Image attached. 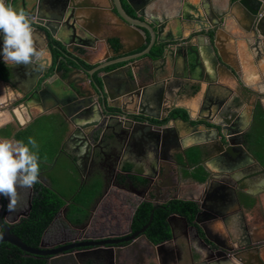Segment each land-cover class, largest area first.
Wrapping results in <instances>:
<instances>
[{"label":"flooded vegetation","instance_id":"flooded-vegetation-1","mask_svg":"<svg viewBox=\"0 0 264 264\" xmlns=\"http://www.w3.org/2000/svg\"><path fill=\"white\" fill-rule=\"evenodd\" d=\"M68 2H71V0H13V3L25 9L31 18V24L34 26L36 24H42L45 20H48V22L64 23L70 18V22L72 20L76 22V7H74L71 14H69L70 11L67 12L64 10L65 6H67L66 3ZM120 4L127 15L131 16L132 18L139 19L141 17L137 16L134 9H136L138 12L141 10L143 11L142 8L145 6L146 0H120ZM110 5L112 7L111 9L114 11V5L111 1ZM129 10L132 13H130ZM148 42L149 39H146V42L142 48H140V50L136 51L135 53L143 51L146 48ZM109 44L114 55L112 58H108L107 60L110 62V65L107 67L114 66L108 70V72L115 73V79H108V84L112 91L113 88L115 89L114 83H116V81H120L123 85H125L124 82H126L127 78H130L131 75L134 74V71L136 74L134 78L135 80L132 81V83L138 87V89L140 85L150 82V76L144 75L141 71L142 69L150 68L153 74L158 77L159 75H163L165 61L162 62L160 60L161 55L156 57L152 56L153 47L158 44H155L151 48L148 56L122 63L115 62L117 59L122 57L119 56L118 53L122 52L123 46L118 45L117 42ZM69 56L77 60L76 62L79 63V66L80 63L82 66L83 63H85L81 59L74 57L71 54ZM62 62H64L66 65L64 59ZM125 65H129L130 69H122L126 67ZM58 66V64L54 66L52 63L51 67L49 68L50 72L45 77L52 78L55 72L61 70L66 74V79L67 75L72 70L67 69L65 72L62 69L59 70ZM95 66L96 65H91V68L86 70L91 71ZM106 68L100 71L92 72V74L89 76L90 80H98V74L101 71H106L105 73H107ZM125 71L126 74H124ZM118 74L121 76H117ZM153 81L155 82V80ZM163 81H165V85H163L162 82L161 85H156H158L159 89L165 87H167V89L163 90L160 96L159 94L156 96L155 93V98L152 100L148 99V104L142 103V107H139V101L135 99L131 102L126 97H122L123 100L118 99V97H115L112 100L107 98V101H109L111 104V107H109L110 114L108 115V119L103 120V117L100 116L101 114L99 115L100 109L95 106L93 107L95 111L94 115H92L89 120L95 121L97 126H93V128L85 130L83 129L80 132L77 131L75 126L80 124V122L77 120L73 122L71 119L74 116L70 114L67 115L62 110L63 106L69 108L70 105L72 106L74 104V101L71 99L72 95L70 96L71 91L68 92L69 89L66 90L65 93L67 95L63 97L62 103H59L58 106L53 107V110L50 111L51 113H60L62 115L63 121L65 123V135L67 141L65 142V148L63 151L64 154L67 155V158L71 159L72 161V167L75 173H77L79 176V184L87 183L92 177L98 176L101 180V183H103V187H101V194L94 200L88 217L81 223L77 224L76 227H73L71 224L69 227H66L61 223L60 219L58 218H60L61 215H64L65 211L61 212L62 208L60 209L59 215L44 231L40 240V243H42L46 249L67 245L74 242L82 243L95 241L97 238H104L109 234H119L123 236L131 235L133 232L139 230L138 229L134 231L132 225L134 214L141 203H150L152 208L155 204H158L161 206L159 208L166 209L172 201L179 200L178 198L180 196L193 197L196 199L202 194L203 188L201 191L197 192L194 190L186 191L182 187L191 179L190 177L183 175V169L185 167L188 169L189 164L205 171L204 176H207V173H209V176H212V178L209 180V183L206 184L207 187L214 186L217 180L220 181L221 178H223V176L219 174L220 171L218 170H216L217 173L214 171L211 172V170L208 171V165H211L216 169V167H219L223 164V158H221L219 152L224 149L222 144L223 139L220 136V138L216 139L215 131L212 127L214 126L213 123H221L224 121L223 119L228 118L229 115L226 114V112H222L220 115L211 116V118L206 111L205 113L200 114V118L193 119L186 109L178 106V103H181V101H178L177 97L180 95V93L186 92L188 87L189 89L186 95H195L197 92L195 87L191 85L189 81L188 83L190 85H186L188 86L186 89L184 88V84L182 85V83L174 79H164ZM30 91H27V96L30 95ZM210 98L211 97H207L206 100L208 101ZM157 99L160 101H157ZM136 102L138 103V108L135 109V111H133V109L127 108L129 104L132 105ZM153 104L155 105L154 107L151 106ZM226 104L228 105L227 109H234L238 112L234 101H229ZM121 108H123L128 113H139L140 111H144L149 116H140L138 114L126 115L122 113ZM255 108H257V104ZM176 109H182L187 113V120H189V122L187 120L186 122L190 123L193 127L196 126V131H193L191 127L182 123L179 120L181 117L170 116L171 113ZM151 110L155 111L154 114L150 112ZM137 122L150 123L151 125H168L172 122L173 127L176 129L175 132L173 131L165 134L161 133L160 140L158 142L155 138L156 133H153L150 130L149 132L147 128H136ZM233 122L236 123L235 128L238 130V132L237 134H234L232 136L233 138L231 139L233 141L237 140L242 142L244 148L248 151V146L251 143L250 139L252 133H250V135L247 134L248 128L245 129L244 123L242 122L239 113H237V116L234 118ZM186 128L189 129L188 132H186ZM232 128L233 127H230V129ZM1 129L2 128H0V130ZM9 130V137L11 139V137H13L15 134V130ZM153 134L155 135L153 136ZM149 137H152L153 139ZM162 137L164 142H162ZM4 139L7 138L0 135V140ZM11 141H13V139ZM86 147L90 148L92 157L87 164L86 169L84 172H82L83 170L81 167L79 168L76 163L79 162L77 161V158L81 155L80 153L85 150ZM191 147H195L199 151L198 160L194 163H190L188 159V149ZM247 158L249 157L242 155L236 160L235 164H243ZM128 162L132 163L130 170H127V167L125 169V164ZM45 171L48 173V168L45 169ZM129 179L137 190L143 191L141 196H137L130 192ZM203 179L204 177L201 180ZM38 182L45 187H48L49 185L48 177H44L42 171L39 173ZM224 184H226V182ZM228 184L231 189V191H229L232 194H228L230 197L227 196V200L222 202V204L226 205V208L232 205L231 198L239 189L237 186L238 182L235 179ZM34 194H36V191L34 190L33 186L31 188L18 186L15 206H12L7 198L0 196V212L3 208H5L6 218L9 220L17 219V222L13 228L15 226H19L22 221L30 214L29 212L27 216H22V213L28 208V202H32ZM174 196L177 198L174 199ZM190 202H193L197 207V204L194 201ZM234 202H236L235 198L233 200V203ZM193 219L189 221L191 222ZM218 219H221V217ZM211 222L212 221L205 219L204 225L208 227L210 235L215 237V234H213L209 228ZM130 228L131 231L129 230ZM174 228L176 236V240L174 242L175 247L179 248L183 246L185 249V252L182 256L183 258L180 259L177 264H184L186 258L191 260L193 259L190 257V251L188 248H186L185 239L188 241L189 245H196L197 241L194 238V233L188 229H184L181 223L175 222ZM89 263L103 264L92 261L84 262V264ZM124 264H143V262L139 261V259H132L125 260Z\"/></svg>","mask_w":264,"mask_h":264},{"label":"crops","instance_id":"crops-1","mask_svg":"<svg viewBox=\"0 0 264 264\" xmlns=\"http://www.w3.org/2000/svg\"><path fill=\"white\" fill-rule=\"evenodd\" d=\"M236 1L146 0V4L142 9L145 19L149 22L155 21L165 24L161 37L167 40L170 38L176 40L181 37L186 41V38L191 36L190 34L199 31V27L193 19L189 21L185 18V13L196 15L194 8L201 10L202 15L206 16L207 19L209 18L212 21L221 20L222 22L219 27H211L210 22L205 20L202 24L207 26L206 29L196 34L208 35L211 39L217 37L215 44L218 58L220 64L227 67L228 73L218 71L215 86H218L219 89L217 87L211 89L214 91L219 90V92L223 89L224 92L226 89L231 90L229 93L230 101L235 102L245 129L248 128L247 134H252L251 139L249 137L251 143L248 146L250 158H247L243 164H238L237 169L234 171L219 172L223 177L234 175L239 189L233 195L236 202L233 203L234 198L232 197V205L228 207L227 212H223L224 215L221 219L212 221L209 228L213 234L218 235L222 241L235 248V250L246 251L245 253L249 254L250 257H245L250 264H264V35L258 33L257 48H254V34L244 29L246 24L245 13L249 9L246 5L237 4ZM71 3L74 7L76 6L75 26L83 28L92 37L98 38L89 47L80 48V46L74 44L72 51L78 57L84 58L90 66L97 65L106 57L112 58L114 56L113 51L110 50V46L106 41L108 40L109 43L116 42V36L124 34L128 29L110 11L112 8L110 1L71 0ZM139 19L143 20L142 17ZM261 19V30L264 32V12ZM35 27L45 30L49 39L53 38L58 42L70 39L71 31L63 23L45 20L42 24H36ZM129 34L130 38L126 43H128V47H133L138 40L135 34ZM146 39H150L149 34H147ZM33 40L39 53L36 57V64L39 63V65L35 66L43 72V68L50 65V55L41 33L33 30ZM171 49L172 53L164 62V73L159 76L161 78L165 77V80L174 79L182 85L184 84L185 89L190 84L194 86L193 81L198 76L199 69L196 67L185 69L182 59L175 56V47L172 46ZM0 65L3 66L6 73L5 77H0V128L8 127L15 130L14 133H17L22 130H29L37 122L42 121V118L45 119L48 122V128H51V138H48V143L50 147L52 146L55 149V155L49 161L48 167L53 168L57 166L59 160H65L67 165L62 170L79 181V176L72 167L71 159L67 158L63 151L67 141L62 115L50 112L53 107L62 103L63 94L68 89L65 83L66 74H54L52 78L48 79V97H45V100L41 97L27 100L29 97L28 94L26 95L27 91H30L42 80L35 72L30 73L32 63L28 66H13L11 62L4 63L0 59ZM105 72L101 71L98 78L104 75ZM229 72L233 73L236 78L231 76ZM124 74H126V71ZM117 76L121 75L118 74ZM114 77L115 74L110 75V78L113 79ZM188 89L189 87L186 92H179L180 95L177 99L181 103H178V106L186 109L193 119H198L200 114L206 112L201 109L204 101H207L206 91L209 89V85H203L202 90L196 92L195 95H186ZM219 94L221 96V92ZM207 95L211 98L215 97L209 92ZM118 99L123 100L122 97H118ZM256 104L257 108H255ZM151 106L154 107L155 105ZM127 108L135 111L138 108V103L129 104ZM150 112L154 114L155 111L151 110ZM188 131L189 129L186 128V132ZM54 136L56 139H52ZM6 138L10 141L12 139L16 141L14 136L11 139L10 137ZM126 167L127 170H130L132 163H126L125 169ZM208 167V171L211 170V172L217 173L215 167L211 165H208ZM183 175L191 178L189 182L182 186L184 190L200 191L197 179L201 180L204 175L198 171V168L189 164L188 169L186 167L183 169ZM43 176L46 175L43 174ZM237 176L240 178L237 179ZM184 262V264L201 263L197 258L192 260L186 258ZM143 264L154 263L148 259ZM230 264L242 263L232 258Z\"/></svg>","mask_w":264,"mask_h":264},{"label":"water","instance_id":"water-1","mask_svg":"<svg viewBox=\"0 0 264 264\" xmlns=\"http://www.w3.org/2000/svg\"><path fill=\"white\" fill-rule=\"evenodd\" d=\"M110 1L114 5V11L112 9H110V11L114 14L118 21L128 29L124 34H119L118 36H116V42L118 45L123 46V50L122 52L118 53V55L122 57L117 59L115 63H122L146 57L149 55L151 48L155 44L163 45L160 60L164 62L166 58L172 53L171 47L174 46L176 50L175 56L182 59L185 65V69H187L188 67H190V69H193L195 67L199 69L198 76L194 78L195 81H193L196 85L194 86L196 87L197 92L202 90L203 85L208 84L209 89L206 91V96L211 97L207 95L208 92L215 96L213 98H210V100L205 101L202 104L201 110L207 111L209 117L220 115L222 112H226V114L229 115L228 118L223 119V122L217 124L213 123L214 126L212 127L215 131L216 139L220 137L223 139L222 144L224 147L223 150L219 151L221 158H223V164L219 167H216V170L220 172H230L236 170L237 165L235 164V162L238 158H240V156L244 155L250 158V155L244 148L243 143L237 140L233 141L231 139L233 138L232 136L234 134H237L238 132V130L235 128L236 123L233 122L238 112L234 109H227L228 105L226 103L231 100L229 95L231 90L229 91L228 89H226L225 92L223 91L224 89L220 90V96L219 90L214 91L211 89L212 87L218 88V86H215V83L217 81V72L223 71L228 73V69L226 66L220 64L218 52L216 51L217 46L215 44L217 37L215 36V38L211 39V37L208 35L196 34L199 31H204L206 29L207 26L202 24V22H205V20H208V22H210L211 27H219L222 23L221 20L212 21L209 18L207 19L206 16L204 17L202 15L201 10H196V8H194V10L196 11V15L193 16L189 13H185V18H187L189 21L193 19L197 23L199 31H194L192 34H190L191 36L187 37L186 41H184V39H181V37L177 38L176 40H173L171 38L167 40L161 37V34L165 27L164 23L155 21L149 22L145 19L143 11L141 10L140 12H138L136 9H134L135 13L138 17H142L143 20L132 18L125 13L120 4V0ZM236 3L246 5L249 9L245 13L246 24L244 25V29L245 31L254 34V48H257V43L259 40L257 39L258 33L264 35V32L261 30L260 22L262 20L261 17L264 12V0H237ZM66 5L67 6H65L64 10H66L67 12L70 11L69 14H71L73 12L74 5L71 2L66 3ZM69 19L63 24L71 31L70 39L68 41H60L61 45L63 46L62 52L64 53V57H67L71 54L89 65V63L84 58L78 57V55L75 54L72 49L74 47V44L80 46V48L92 46L94 42L98 40V38L92 37L83 28H77L75 26V21L72 20L70 22ZM32 28L33 30L41 33L44 37L46 49L50 55V65L49 67L45 66L43 68V72H41L40 69H37L35 66L39 65V63L36 64V58L33 60L32 67H30V73L35 72V74L41 77L42 80L31 89L29 93L30 95L27 100L39 99V97L45 100V97H48V79L50 78L45 76L50 72L49 68L53 63V54L47 32L43 29L35 27L34 25H32ZM129 33L135 34L138 40L137 44L133 47H128V43H126V41L128 42V39L130 38ZM147 34L150 35V39L147 43L146 48L141 52L135 53L136 51L140 50V48H142V46L145 44ZM106 42L110 46L108 40ZM173 42L177 43L173 44ZM110 50H112L111 47ZM72 59L73 61H77L74 58ZM107 60L108 58L106 57L103 62H99L91 71L84 69L81 64L80 66L77 65L76 67H74L69 63H66L67 68L71 69L72 71H70V73L67 75L65 83L68 86V92L71 91L70 96L72 95L71 99L74 101V104L72 106L70 105L69 108L63 106L62 110L67 115L70 114L74 116L71 119L73 122L76 120L80 122V124L75 125L77 131L79 132L83 129L85 130L93 128V126H97V123L95 121L89 120V118L94 115L95 111L93 107L95 106L100 109L99 115L101 114L100 116L103 117V120L108 119V115L110 114L109 107H111V104L109 101H107V98L112 100L115 97H126L131 102L135 99L139 101V107H142V103L148 104V101L150 99L152 100L155 98V93L156 96H158V94L160 96L162 91L167 89V87L162 89L158 88V85L156 84H160L161 82L163 83V85L166 84L165 81H163L165 77L161 78V76H156L155 74H153L150 68H144L141 70L144 75L150 76V82L140 85L139 89L132 83V81L135 80V71L133 72L134 74H132L131 77L127 78V81L124 82L125 85H123L120 81H116V83H114L115 89L113 88V91L108 84V79L110 78L111 74H115L114 72H107L100 78H98V80L91 81L89 76L92 74V72L103 70L108 65H110V62ZM125 66L126 67L121 68L124 70L130 69L129 65ZM62 73V71L55 72V74L59 75ZM229 73L231 76L236 78L233 73ZM153 80H155V82ZM65 95L67 94L64 93L63 97ZM157 101L160 100L157 99ZM121 110L122 113L126 115L138 114L140 116H149L144 111H140L139 113H128L123 108H121ZM179 120L191 127L193 131L197 130L196 126L193 127L190 123H188L189 120H187L188 122L181 118ZM137 127L138 129L147 128L148 131L150 130L153 133H156V135L153 134V136L155 135V138L158 142L160 140L161 133L165 134L168 132H175L176 129L173 127L172 122L168 125H151L150 123L137 122L136 128ZM230 127L233 128L230 129ZM152 137L149 138L153 139ZM163 140L164 139L162 137V142H164ZM80 154L81 155L77 158V161L79 162L76 163V165L79 168L81 167V169L83 170L82 172H84L87 164L91 160L92 153L90 148L86 147L85 150H83ZM208 174L209 173H207L208 178L207 176H204L203 180L197 179V182L200 186V191L203 188L202 194L199 197L195 199L193 197L180 196L178 198L182 201H194L197 204V212L195 213L194 219L191 222L185 216L176 213L171 214L167 218V223L170 228V238L166 241L154 243L145 234L147 228L152 222L154 211L157 208L161 207L160 205L155 204L151 210L148 222L138 231L133 232L131 235L123 236L119 234H109L104 238H97L95 241L82 243L74 242L48 249H46L42 243H40L37 248L31 247L25 244L17 235L12 233V228L17 222V219L9 220L8 218H6L5 208H3L0 212V243L7 242L27 254L47 257L48 264H84L85 261H92L95 263L103 264H124L125 260L132 259H139V261L141 262H145L146 260L150 259L154 264H177L178 261L183 258L182 256L185 252L183 246L176 248L174 245V242L176 240L174 224L175 222H178L182 224L184 229H188L194 233V238L196 239L197 244L189 245L186 239L185 243L186 248H188V250L190 251V257L193 259L197 258V260L201 262L200 264H230L232 258L239 260L242 264H250V262L246 260L245 257H250L249 254L245 253L246 251L235 250V248L227 245L224 241H222L218 235L212 237V235H210L208 227L204 225L205 219L214 221L219 217H222L224 215L223 212H227L228 208H226V205L222 204V202H224V200H227V196L230 197L229 195L232 194L230 192L231 189L228 183H231V181L235 179L234 175H231V177H223L220 181L217 180L214 186L207 187L206 184H208L210 178H212V176H209ZM128 181L130 185V192L137 196H141L143 191L137 190L136 187L130 182V179ZM225 182L226 184H224ZM173 198L176 199L177 197L174 196ZM30 210L31 202L29 201L28 208L25 212L22 213V216H27ZM65 210L66 206H63L61 212H64ZM71 225L73 227H76L77 224ZM129 230L131 231V228Z\"/></svg>","mask_w":264,"mask_h":264},{"label":"trees","instance_id":"trees-1","mask_svg":"<svg viewBox=\"0 0 264 264\" xmlns=\"http://www.w3.org/2000/svg\"><path fill=\"white\" fill-rule=\"evenodd\" d=\"M130 13L132 12L130 11ZM49 43L53 54L54 66L58 64L59 69L67 71V66L64 62H62L63 59L66 63H69L72 66H77L79 64L76 61H73L72 57L69 55L64 57V53L62 52L63 46L60 42L50 38ZM162 47L163 45L161 44L155 45L152 50V56H160L162 54ZM83 67L85 69L91 68L90 65L85 63H83ZM113 67L114 66H109L106 69L109 70ZM5 76V69L0 65V77L3 78ZM170 116H179L184 120H187L188 118L187 113L182 109L174 110ZM42 121L43 122H37L34 127L29 130L15 133V140L23 141L27 144L28 139L32 138L35 141L41 142L38 138L41 130L47 133L48 138H51V128H48V122L43 118ZM32 132L34 133L32 134ZM0 135L9 137V128L6 127L1 129ZM54 138L55 136L52 137V139ZM29 147H32V145H29ZM46 148H48V151L52 152V155H55V149H53L52 146L50 147L49 143H47ZM32 151H34V149ZM36 153L39 156L40 171H42L44 175L48 176L49 187H45L39 182L33 185L36 194H34L31 202L30 214L19 226H15L11 231L25 244L34 248L38 247L44 231L51 225L52 222H54L63 206H66L65 213L58 219H60L64 226L69 227L70 224H79L84 221L89 215L90 208L93 205L94 200L101 194L102 187L99 177L94 176L87 183L79 184V182H77L73 189H70L69 187V189H67L68 192H66L65 190L68 186L66 184L69 183L61 184L60 181L57 180L56 173L59 163L53 168L48 167L49 161H51L53 157L50 158L46 156L44 151L43 153ZM188 156L189 162L194 163L198 160L199 151L195 147H191L188 149ZM47 160L48 164L45 166L46 164L44 163ZM47 168L48 173L45 171ZM198 171L204 175V171L201 168H198ZM56 182H58L60 187L56 186ZM70 184L72 185L73 183ZM151 210L152 205L150 203H141L138 206L133 217L132 226L134 231L140 229L148 222ZM196 211L197 207L193 202L182 200L172 201L166 209L159 208L154 211L152 222L145 234L154 243L167 240L170 237V231L166 220L167 217L172 213H176L185 216L188 220H192ZM0 264H48V262L47 258L44 256L27 254L7 242H2L0 243Z\"/></svg>","mask_w":264,"mask_h":264},{"label":"clouds","instance_id":"clouds-1","mask_svg":"<svg viewBox=\"0 0 264 264\" xmlns=\"http://www.w3.org/2000/svg\"><path fill=\"white\" fill-rule=\"evenodd\" d=\"M38 55L29 14L13 0H0V59L13 66H28ZM35 144L32 138L27 144L0 140V196L12 206L16 204L18 186L31 188L38 182L39 156L29 147Z\"/></svg>","mask_w":264,"mask_h":264},{"label":"rangeland","instance_id":"rangeland-1","mask_svg":"<svg viewBox=\"0 0 264 264\" xmlns=\"http://www.w3.org/2000/svg\"><path fill=\"white\" fill-rule=\"evenodd\" d=\"M41 122H43V121H41ZM38 136H39L38 138L40 139L41 142L35 141L36 142L35 147L34 148L30 147V149L31 150L34 149V151L41 152V153H43V151H44V153H46V156H48L50 158L54 157V154L52 155V152L48 151V148H46V145L48 143L47 133L43 132V130H41V133ZM48 157H46V158H48ZM47 162H48V160L44 163V164H46L45 166H47V164H48ZM58 163L59 164L57 166V173H56L57 174V180H59L61 184L69 183V184H66L68 186L66 187V190H65L66 192H68L67 189H69V187H70V189H73V187L76 186L75 184L78 182V179L77 178H71L70 175L66 174L62 170L67 165V162L65 160H59ZM70 183H73V184L71 185ZM56 186H59L58 182H56Z\"/></svg>","mask_w":264,"mask_h":264}]
</instances>
